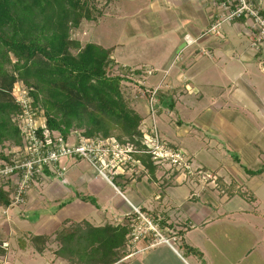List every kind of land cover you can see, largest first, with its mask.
<instances>
[{"label":"crops","instance_id":"crops-1","mask_svg":"<svg viewBox=\"0 0 264 264\" xmlns=\"http://www.w3.org/2000/svg\"><path fill=\"white\" fill-rule=\"evenodd\" d=\"M220 1L217 7L211 0L170 1L168 12H162L168 22L159 24L168 28L163 33L155 30L145 49L140 48V42L131 47L134 45L131 37L122 43V59L126 61L122 67L143 70L132 75L139 76L148 86L159 87L160 127L175 132L179 126L171 123V113L179 114L188 132L177 145L192 153V158L201 164L198 170L203 175L189 182L173 178L174 172L167 177L157 176L156 166H153L155 174H151L143 164H135L134 169L106 179L115 190L111 194L105 182L91 180L90 188L82 191L80 184L84 180H78L79 175L69 177L78 171L77 165L73 164L64 174L59 162L49 174L61 170L64 179L43 176L42 190L39 188L57 209L42 216V231L29 228L30 218L23 207L33 204L44 208L41 203L47 201L39 199L43 196L38 195L36 186L31 189L34 183L31 184L25 202L19 204L21 211L8 216L13 221L21 215L26 218L19 219L26 230L21 231L20 239L10 232V237L4 240L5 249L14 244L15 251L11 259L5 253V260L14 264H54L57 260L60 264H71L70 259L57 253L61 248L57 237L69 227L85 228L88 222L94 227L129 228L123 247L126 253L113 264H264V135L257 128L258 124L264 127V48L252 45L251 31L244 19L223 22L218 34L209 31L215 18L226 12ZM256 1L263 6V12L264 0ZM212 67L220 70L219 80ZM146 68L154 73L145 76ZM138 83L144 87L140 80ZM206 85L219 88V94H208ZM140 97L147 112L146 98ZM167 102L169 107L162 108ZM184 105L188 106L184 108L187 111L180 110ZM216 105L220 106L219 111ZM199 115L206 116L197 120ZM191 120L195 124L188 125ZM245 126L253 132L242 129ZM247 153L253 154L251 160ZM140 172L143 177H139ZM73 182H77L80 190H71ZM68 194L74 197L70 198L72 201H61ZM114 194L119 195L117 200ZM84 205L96 212L88 208L86 218L87 215H82ZM134 206L164 234L177 233L176 244L156 243L152 232L132 241V226L141 221ZM37 236H46V241ZM18 251L29 253L24 258ZM72 259L74 262L75 258Z\"/></svg>","mask_w":264,"mask_h":264},{"label":"trees","instance_id":"trees-1","mask_svg":"<svg viewBox=\"0 0 264 264\" xmlns=\"http://www.w3.org/2000/svg\"><path fill=\"white\" fill-rule=\"evenodd\" d=\"M89 5V0H0V145L10 141L22 146L24 134L13 117L22 116L27 109L36 119L41 107L45 127L38 128V135L47 129L59 132L64 139L72 130H83L84 137H113L120 145L133 146L128 166L135 161L154 174L156 165L141 141L143 117L129 105L122 89V83L131 81L130 77L112 73L115 60L111 48L92 41L81 44L72 38L71 30L79 27L82 19H94ZM6 67H11L16 76ZM19 80L27 86L26 108L13 93ZM31 85L50 98L53 110ZM12 155L0 152L7 163H12ZM39 170L49 175L47 165ZM11 203L10 188L0 184V206L9 207ZM85 224V228L69 227L57 237L61 243L57 253L70 259L71 264L118 261L129 228ZM37 237L43 242L47 238ZM3 246L0 239V256L5 255Z\"/></svg>","mask_w":264,"mask_h":264},{"label":"rangeland","instance_id":"rangeland-1","mask_svg":"<svg viewBox=\"0 0 264 264\" xmlns=\"http://www.w3.org/2000/svg\"><path fill=\"white\" fill-rule=\"evenodd\" d=\"M89 1H90L89 7L91 9L92 16H94V19L93 20L82 19L79 27L73 28L71 30L72 38L79 40L81 42V44H85L87 42L92 41V42L99 43V44L105 46L106 48L112 49L111 56L115 60V64L111 67L112 73L113 74H125V75L128 74L127 76L130 77L129 80H131V81L122 83V89L124 92V96L128 100L129 105L131 107H133L135 110H137V112L143 117L142 123L140 125V129H141V133H142L141 141L142 140L145 141L143 132L147 133L149 130H151V128L153 127V123L155 122L156 123L155 126L159 130L158 132H159L160 140L162 142H164L165 144H167L168 147H172V148L175 147L177 149V151L180 152V158L179 159H181V161H180L181 163L179 165H174L170 162H164V161L156 164L155 160H153L151 158V160H152L151 163L153 165L155 164L157 166V169H156L157 171L155 170L157 176H162V174H164V176L167 177L171 173L174 172L172 175L173 178L182 179V180L185 179V180H188L189 182L198 179L199 177H201L203 175V172L201 170H198L199 167H201V164H199L195 161L196 158H194V157H193L194 159L192 158V156H191L192 153L187 151L182 146L177 145L178 142L181 144V142L183 141V138L186 135V132H188L187 129H185L182 126L183 122L181 119H179V114H174V113L169 112V113H171V119H172L171 123L175 122L176 125L179 126V127H177V130L175 132H173L169 128L163 129L162 127H160V117H158V114L156 117L155 116H154V118L152 117V114L150 112L151 109H149V102H148L149 91L150 90H154V91L156 90L157 91L156 102H158V104H159V98H158L159 87L148 86L144 80L139 78V76L132 75L134 73L138 74L139 71L144 72L143 70H126L124 67H122L124 64L123 62L125 61L122 59V53H123L122 43L125 42L126 39L131 37L132 38L131 39L132 44H134L131 47H135L140 42L141 43L140 48L145 49L148 46V44H150V42H148V40L153 37L152 34L156 33L155 30L160 29L161 33H163L162 31H164V28H166V29L168 28L165 25L163 26V24L161 26H159V24H161V23L168 22V19L163 15L162 12H164L165 10L167 11L166 8L168 7V4L170 3V1L175 2L177 0H89ZM211 4H213L215 7H217L219 3H218V0H211ZM154 13H159V14L156 15ZM159 15L162 18H159ZM218 18L219 17H216L215 21ZM215 21H213L211 23V25L213 23H215ZM166 24L168 25V23H166ZM211 25L209 26V28L211 27ZM224 25L227 26L226 23ZM247 27H249V26H247ZM250 31H251V29H250ZM252 35L253 34L251 31L252 45H254L253 44L254 39H253ZM131 47H129V48H131ZM260 48H262V47H260ZM206 52L207 51H205V53ZM210 53H209V55L212 54V53L211 54ZM210 67L211 66H209V68ZM212 68H214V70H216V78L219 80L220 79V77H219L220 70H217L216 67H212ZM6 69H7L6 71L9 74H11V75L13 74L16 76V72L11 67H6ZM146 69L148 71L147 72L145 71V74H147L145 76H151L154 73V70L149 69V68H146ZM205 69L209 70L207 67ZM139 80L143 83L144 87L140 86V84L138 83ZM210 87L211 86H209V85L205 86V89L208 92V94H210V95H218L219 94V90H218L219 88H217V87H211L210 88ZM26 90H27V86L21 80H19L15 83L14 88H13V93L19 102H23L22 100L25 97L24 94H25ZM139 94H140V96L146 98V103H147V108H148L147 112L148 113L146 112V110H144V104L141 103L143 101V98H141L139 96ZM22 97H23V99H22ZM161 107L165 108V109L168 108L169 107L168 102L163 103L161 105ZM184 108H188V106L186 107L184 105L180 108V110L183 109L184 111H187V109H184ZM201 108L202 107H200V109ZM215 108L218 111L220 110V106H218V105H216ZM226 108L228 109V108H230V106L227 105ZM246 108L248 109V106ZM203 110H205V111L207 110L206 105L203 106ZM222 110H224V107ZM43 111H44V109H42L40 107V111L35 116L36 119H34V124L36 126H40V124L44 123L43 115H42ZM163 111H165V110H163ZM145 113H147V115H145ZM204 116H206V115H202V117H201V115H199L197 117V120H200V117L203 118ZM26 120H28V119H24L23 116L13 117V121H15L20 126V128L25 125ZM205 121L207 122V117H206ZM206 122L204 124H206ZM186 123L188 124V122H186ZM191 124L192 125L195 124L193 120L189 121L188 125H191ZM204 124H202V125H204ZM196 125L202 126V125H200V123H196ZM180 126H182V127H180ZM259 126H260V124H258V126H257L258 131L264 135V127L260 128ZM242 129H245V131H248V132H253V129L248 130L247 126L243 127ZM82 131L72 130L71 133L69 134L70 140L73 141V134L74 133H77V132L81 133ZM114 133H118V131H114ZM178 138H180V139H178ZM26 140L27 139H26L25 134H24L23 145L19 146V147L13 145L12 142H10V141H5L2 145H0V152L5 154V155L13 154L10 157V159H12V160L22 159L28 151V148H26V142H25ZM247 156H248L249 160H251L253 158L252 153H247ZM201 157L205 158V159L207 158L204 154H201ZM126 158H128V156H124L121 154L120 156H118V160L116 159L117 164L118 165L121 164L120 161L123 163L126 160ZM74 160H75V158H73V157H69V156L62 157L60 160V165H61L62 171H64V174L67 173L68 170L69 171L71 170V168L73 167L72 166L73 164H75V166L77 165L78 171L69 175V177L71 176L73 178V175H75V177H77L79 175L78 180H84V183L80 184V186H82V188H81L82 191L88 190L90 188L88 181L91 180V181H96L98 183L105 182L106 187H107L106 188L107 192H110L111 194L115 192L114 188H112L111 185L106 181L107 178L104 177L103 175H101L99 173V171L97 170V168H95L91 164V162H89L86 159H82L81 161H74ZM3 161H5V160L0 158V163H2ZM126 164L127 163H125L123 166L120 165V167L117 168L116 172H119L117 174H120V173L124 174L125 171L129 168L134 169L133 165L128 166ZM132 164L135 165V161H133ZM145 169L148 170L147 168H145ZM155 171H154V174H155ZM143 172H144V170H143ZM138 174H140L139 177H143V175H144V173H141V172ZM208 176H210V175H208ZM47 177H49V179L57 178V179L62 180L61 177H63V175L60 176L58 174V171H57L55 173L51 172L49 175H47ZM63 179H64V177H63ZM42 180L43 179L35 178L34 181L32 182V184L34 183L35 185L33 184L31 189L34 186H36L35 187L36 189L39 190V188H40L42 190V188H41L42 184L40 183V182H42ZM115 183H117V180H115ZM78 187H79V185H77V182H73V186L72 185L70 186L71 190L74 189V191L80 190V189H78ZM7 188H9V187H7ZM85 193H88V192H85ZM259 194H261V192ZM38 195L43 196V197L39 196L40 200H47V201H44L43 203H41L43 206H45L44 208H38L37 206L31 204V205H27V206L23 207V209H25V211L28 213L27 215L30 218L29 228H36L37 230L41 229L40 231H42V227H41L42 226V221H41L42 216L45 215L46 213H49L47 211H50L52 213L57 208H56V205H52L50 200L48 201L49 197H45L44 194H41L40 190L38 191ZM68 195L69 196L67 198L61 197V199H62L61 201L67 202L68 199L70 200V198H72V199L74 198L73 196H71V194H68ZM11 197H12V195H11ZM117 197L119 198L118 194H117ZM117 197L114 194L115 200H117ZM70 201H72V200H70ZM20 206H22V205H20ZM13 207H15V208L8 211L10 208H13ZM88 208H91V207L89 205H84V208L82 211L83 216L87 215L86 218H88V214H87ZM19 209H20L19 204H14V203L13 204L11 203V206H9V207L0 206V239L3 238L2 240H5V242L7 241V238L10 237L9 236L10 232H11V236H15L14 237L15 239H18V238L20 239L21 238L20 236H22V235H20L21 231L26 230V229H22V227H24V226H23V223L21 221L26 219V218H22V215L20 216L21 218L19 217V219L21 221H19L18 218L13 221V220H10L8 217L9 215L12 216L13 214H15ZM90 210L91 211L93 210L96 212L95 208H91ZM19 211H21V210H19ZM75 224L76 223H73L72 225H75ZM12 227H13V229H12ZM18 229H20V230L18 231ZM7 231H8V234H6ZM53 240H55V239H53ZM23 241H24V239H23ZM24 242H27V241L25 240ZM13 245L14 244H12L11 248L7 249V250L5 249L6 247L3 246L5 249L4 250L5 253H7L6 258L11 259V258L15 257V251L13 249L14 248ZM123 249L124 248H122L119 251L120 255H123L124 253H126V251H123ZM18 252L19 253H17V254H20V255L23 254L24 258H26L25 255H27L29 253V251H26V252L18 251ZM46 254L50 255L51 253L47 252ZM0 264H14V263L10 260H5L4 255H2V258L0 259ZM54 264H60V260H57Z\"/></svg>","mask_w":264,"mask_h":264},{"label":"built area","instance_id":"built-area-1","mask_svg":"<svg viewBox=\"0 0 264 264\" xmlns=\"http://www.w3.org/2000/svg\"><path fill=\"white\" fill-rule=\"evenodd\" d=\"M220 2L226 8V12L211 25L209 31L218 34L223 22L244 19L252 31L253 44L258 48H264L263 6L256 0H222ZM156 94V90H150L148 94L149 109H151L153 118L157 116L159 109ZM22 101L20 103H23L22 105L26 108L27 99L24 97ZM22 116L24 119H28L25 125L21 127L27 139L25 142L28 151L22 159H11L12 163L6 161L0 163V184H5L10 188L12 204L25 202L34 179L45 176L39 170L43 165H47L51 170L58 165L62 157L86 159L97 168L101 175L107 180H111L114 174L119 173L116 172L117 168L120 165L123 166L130 159V153L134 150L131 145H120L115 138L84 137L80 132L73 134V141L70 140L69 136L64 139L59 132L47 129L43 130L42 137L38 135L37 130L39 127L44 128V124L36 126L27 109ZM155 125L154 122L151 130L147 133L143 132L145 152L151 154L156 164L164 161L179 165L181 163L180 152L176 148L168 147L160 140L159 130ZM121 154L128 156V158H126V162L124 161L125 163L120 161L121 164L118 165L116 159L118 160V156ZM36 172L38 175L35 177ZM61 173L62 171L58 170V174L61 175ZM134 212L138 214V219L141 221L132 226L130 233L132 241L146 237L152 232L156 243H167L171 246L176 244L177 233L173 231L171 235H166L138 207L134 206Z\"/></svg>","mask_w":264,"mask_h":264},{"label":"bare ground","instance_id":"bare-ground-1","mask_svg":"<svg viewBox=\"0 0 264 264\" xmlns=\"http://www.w3.org/2000/svg\"><path fill=\"white\" fill-rule=\"evenodd\" d=\"M31 87L34 88V89H36V91L40 94L41 99H42V101L46 104L47 108H48L49 110H53V109H54V106H53V104H52L50 98H48L47 96H45V95L43 94V92H42L41 90H39L37 87H35L34 85H31Z\"/></svg>","mask_w":264,"mask_h":264}]
</instances>
